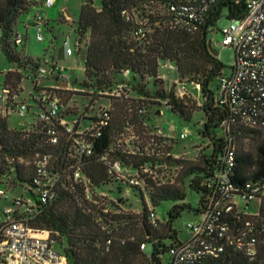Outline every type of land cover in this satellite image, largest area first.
Instances as JSON below:
<instances>
[{"label": "trees", "instance_id": "16d2710c", "mask_svg": "<svg viewBox=\"0 0 264 264\" xmlns=\"http://www.w3.org/2000/svg\"><path fill=\"white\" fill-rule=\"evenodd\" d=\"M80 1L79 17L73 25L77 51L84 58L83 82L75 90L55 91L61 101L60 112L50 123L39 121L37 113L31 122L11 128L8 112H16L18 105L12 95L22 91L24 76L37 90L35 79L42 66L39 59L26 55V34L22 43H16L21 33L18 24L32 9L43 7L44 0H0V51L17 68L3 74L0 86V91L9 90L5 99L0 98V186L27 189L29 196L12 201L14 218L50 232L69 264H164L169 249L182 242L172 222L185 210L200 216L207 208L211 198L207 183L222 162L229 138L236 156L231 176L235 187L243 190L247 184L264 182V126L244 124L218 102L217 84L227 72L208 41L224 10L231 20L239 19L246 12L247 0H218L207 7L194 0ZM183 8H188L185 15L180 14ZM201 8L205 9L199 13ZM124 12L130 14L129 19ZM189 13L199 18L194 30L184 28L180 21ZM161 65L174 66L175 81L167 89ZM188 85L199 92V107L189 105ZM181 87L183 95L179 94ZM76 95L88 104L69 122L67 117L80 112L72 103ZM103 99L114 102L110 108H100L98 102ZM25 101L29 103L27 113L43 109L33 97ZM163 104L183 121H189L193 112H203L198 134L210 144L202 150L199 162L183 167L172 184L159 176L160 169L183 162L173 154L171 136L158 125L162 110L152 111ZM225 121L230 123V135L223 132ZM69 125L71 132L67 131ZM50 129L55 131L56 143L51 141ZM249 139L254 142L252 149L247 147ZM81 143L90 145V153L81 149ZM109 161L122 164L124 178L110 172ZM42 164L46 176L41 174ZM76 172L80 177H75ZM187 184L200 196L197 208L186 202ZM44 187L51 191L46 202L40 195ZM129 192L138 203L129 199ZM167 200L176 204L163 223L157 207ZM239 215L251 218L256 226L257 256L247 257L241 249L226 246L214 263L264 264V198L257 215ZM229 217L223 221L235 228L236 218ZM148 242L154 245L150 255L145 252Z\"/></svg>", "mask_w": 264, "mask_h": 264}, {"label": "built area", "instance_id": "2783aa9c", "mask_svg": "<svg viewBox=\"0 0 264 264\" xmlns=\"http://www.w3.org/2000/svg\"><path fill=\"white\" fill-rule=\"evenodd\" d=\"M55 0H44L43 7L48 8L54 4ZM192 1V0H191ZM199 1L207 7L218 0H194ZM205 8H201V13ZM171 10H176L171 6ZM188 8H183L180 14L185 15ZM129 19L130 14L124 12ZM187 19H182L184 28L194 30L195 24L199 20L197 14L189 13ZM47 21L43 14H36L33 25L37 28L36 39L44 40V28ZM138 32L144 36L142 27ZM222 47H230L234 51V63L230 72L223 74L217 84L216 97L218 102L230 108L234 117H238L244 124L251 127L264 126V0H247L246 12L239 18L232 20L231 25L222 31ZM69 38L64 41L67 47L66 54L73 55V50L69 47ZM23 34L19 33L16 43H22ZM50 70L44 66L38 67L37 85L42 80L54 79L56 85L42 90H35L30 97L41 103L43 109L38 112V119L42 122L50 123L60 112V98L55 94L56 90L64 88L63 83L68 81L67 73L56 63L46 62ZM167 66V65H165ZM171 71L173 65L167 66ZM128 75V72L125 73ZM48 89V90H47ZM185 89L179 88V94L183 95ZM9 90L0 91V98H6ZM118 94V93H111ZM13 100L18 104L16 112L21 116L27 114L29 103L20 100V94H13ZM11 111L8 112V114ZM107 118L108 115L104 114ZM64 124V123H63ZM223 132L230 135L231 127L229 121L222 124ZM72 126H67V131L71 132ZM162 134V129L158 131ZM52 135V143L57 142L54 129L49 130ZM188 137V133L183 131L181 139ZM229 138V137H228ZM81 149L90 153V145L81 143ZM110 172L118 178H124L123 167L120 162H108ZM236 165L234 145L231 138L224 149L222 162L215 173L214 178L207 183L211 189V198L207 208L199 216V221L187 225L189 234L186 239L168 251V261L164 264H215V258L224 251L226 246H234L241 249L247 257H255L258 254L259 238L256 235V226L251 218H242L239 214H249L245 209L241 210V202H252L258 200L259 203L264 198V182L258 184H247L246 189L238 190L231 181L233 169ZM42 164L41 174L46 176L47 170ZM75 177H80L76 172ZM130 183L136 184L135 180ZM42 202L51 198V191L42 188ZM0 198L7 199V191L0 186ZM16 208L9 206L2 208L0 205V264H69L65 255L54 250V241L50 232L46 230H36L30 227L25 220H16L14 213ZM235 211V214H234ZM235 216H234V215ZM236 218L235 228L223 221L224 219ZM257 215V214H256ZM152 221L155 222V215L152 214ZM144 249V246H142Z\"/></svg>", "mask_w": 264, "mask_h": 264}, {"label": "rangeland", "instance_id": "374dc122", "mask_svg": "<svg viewBox=\"0 0 264 264\" xmlns=\"http://www.w3.org/2000/svg\"><path fill=\"white\" fill-rule=\"evenodd\" d=\"M66 7L70 15L77 21L79 17V12L81 9V1L80 0H58L55 6V10H60L61 8ZM47 9V8H46ZM50 9V8H49ZM40 12L43 14L45 11L44 8H34L31 11L35 14L36 12ZM57 11H55L54 18L57 17ZM18 24V29L20 32H24L23 25L21 23ZM232 23L231 18L228 17V10L225 9L223 12L222 18L218 21L217 25L214 28V31L209 33L208 41L210 42L211 48L218 52V56L222 63L226 66V72L231 71V67L234 63V51L230 47H222L220 45L222 41V31L225 28H228ZM69 37V47L73 50L72 56H67L66 49L67 47L64 45L65 39ZM37 28L34 26L28 30V40L26 42V49L31 55L35 57H39L42 63L47 70L50 68L45 64L44 60H50L51 62H56L62 70L66 71L70 77V88L75 90L76 87L84 80V58L81 57L77 51V35L74 31V25L70 24H61L55 23L54 31L47 32L44 28V40L38 41L36 39ZM82 54L85 53L84 48L82 49ZM54 59V60H52ZM54 62V63H55ZM17 69L13 64L9 63L4 54L0 51V71L7 72L9 69ZM160 75L164 78V88H169L172 83L175 81V74L172 72L167 66L161 65L160 67ZM3 79V76L0 74V83ZM46 80V81H45ZM42 80V85L49 84L51 79ZM22 91L20 92V100H27L30 98V95L35 91L34 83L27 76H24L21 82ZM190 96L187 100L189 105L195 104L197 107L200 106L202 100L199 97V92L193 85H188ZM118 95V94H116ZM68 96V95H67ZM70 98L72 95H69ZM76 103L79 107L80 112L77 115H72L67 117V121L73 122L78 116L84 111L85 106L88 104V100L84 99L80 96H74L72 103ZM114 101L111 99H103L98 102V107L100 108H110L111 104ZM161 109L162 113L157 117L158 125L164 130L165 134L171 136L170 144L173 148V154L175 158H178L183 162L182 165H174L165 169H160L159 176L165 182H170L171 184L176 182V178H178L181 174L182 168L186 166H191L199 162L200 155L202 150H206L209 148L210 144L207 140H203L202 137L198 134V129L202 127L203 124V112H193L192 118L189 121H183L177 115L173 114L171 111L167 110L165 105H161L159 107L154 106L152 111L155 109ZM33 111V112H32ZM39 111L38 109H32L31 112L21 116L18 112H10L8 116V123L11 128L20 127L22 122H31L35 114ZM186 131L188 133V137L185 139L180 138V134ZM175 140V141H174ZM248 146L252 149L254 145L253 140H247ZM162 179H160L161 181ZM7 199H0V205L2 208H7L12 206V201L15 198L20 197L21 195L29 196L27 189L18 187L16 189H7ZM186 202L191 204L194 208L198 207L200 196L199 194L192 189L188 184L186 187ZM129 199L138 203V198L134 195L133 192L128 193ZM147 196H145L146 198ZM178 203V202H177ZM176 204L175 201L167 200L160 203L157 207V215L161 222L166 223L168 221V210ZM246 210L249 214L255 215L259 211V201L254 200L252 202L246 203L241 202V210ZM199 216L196 215L194 211L185 210L182 212L181 216L175 219L172 222V226L177 231L179 239L184 240L187 238L189 234V229L187 225L189 223H195L199 221ZM167 244H170V240L165 241ZM154 245L152 242L147 243L146 254L150 255L153 252ZM54 250L58 253L63 254V250L59 247V245H54ZM168 256H165L164 262L167 263Z\"/></svg>", "mask_w": 264, "mask_h": 264}, {"label": "crops", "instance_id": "0c3cea01", "mask_svg": "<svg viewBox=\"0 0 264 264\" xmlns=\"http://www.w3.org/2000/svg\"><path fill=\"white\" fill-rule=\"evenodd\" d=\"M57 1L58 0H55L54 1V4L51 6V7H48L47 9L45 8V7H41V8H44L45 9V11H43L44 13H43V16H44V18H45V20L47 21V24H48V26H47V28H46V31L47 32H53L54 31V26H55V23L56 24H58V23H61V24H70V25H73V23L75 22V19L70 15V13L68 12V9L66 8V7H63V8H61L60 10H55V6H56V4H57ZM41 8H39V9H41ZM50 8V9H49ZM55 11H57L58 13H57V17H53L54 16V14H55ZM31 13V12H30ZM29 13V15H27L26 17H24L23 19H22V25H23V28H24V32H21L22 34H26L27 36H28V30L30 29V28H32L34 25H33V20H34V18H35V16H36V14H39L40 12L38 11V12H36L35 14H33L32 13V15ZM70 37V34L68 33V38ZM28 38V37H27ZM26 55L27 56H29V57H31V58H33V59H35V60H37V59H39L40 60V58L39 57H35L34 55H31L29 52H28V49H26ZM68 56V55H67ZM72 56V55H71ZM52 60H54V59H52ZM45 62H48V61H50V60H44ZM55 62V61H54ZM56 63V62H55ZM57 64V63H56ZM58 65V64H57ZM59 66V65H58ZM14 70H16L15 68H13V69H9L8 71H14ZM66 72V71H65ZM5 72H2V71H0V74L2 75V76H4L3 74H4ZM67 73V72H66ZM67 75H68V73H67ZM68 77H69V75H68ZM29 78V77H28ZM30 79V78H29ZM48 79V78H47ZM51 79V78H50ZM3 81H4V77H3V79H2V81H1V83H0V86L1 85H3ZM46 81V80H45ZM47 81H51L49 84H46V85H42V83L40 82L39 83V85H37V89H39V88H43V87H51V86H55L56 85V80H54V79H51V80H47ZM70 77L68 78V81L67 82H65V83H63L62 84V86L64 87V88H67V89H71L70 88ZM32 110V109H31ZM31 110L29 111V112H31ZM33 112V111H32ZM36 115V114H35ZM35 118V117H34ZM23 123H25V122H22L21 123V125L23 124ZM167 135V134H166ZM169 136V135H168Z\"/></svg>", "mask_w": 264, "mask_h": 264}, {"label": "water", "instance_id": "95a60500", "mask_svg": "<svg viewBox=\"0 0 264 264\" xmlns=\"http://www.w3.org/2000/svg\"><path fill=\"white\" fill-rule=\"evenodd\" d=\"M213 54H214V55H218V52H216V51H213Z\"/></svg>", "mask_w": 264, "mask_h": 264}]
</instances>
